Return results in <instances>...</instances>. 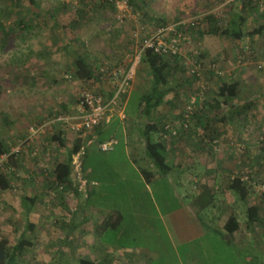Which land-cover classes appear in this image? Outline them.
<instances>
[{
	"label": "rangeland",
	"instance_id": "1",
	"mask_svg": "<svg viewBox=\"0 0 264 264\" xmlns=\"http://www.w3.org/2000/svg\"><path fill=\"white\" fill-rule=\"evenodd\" d=\"M34 1L36 5L29 0H0V21L3 20L8 30H0V158L11 155L15 156L16 162L14 171L9 170L6 175L9 187L0 188V239L6 238L10 248L18 242L27 221L19 203L24 197L37 195L42 202L39 217L45 221L38 219L36 230L27 233L34 246L18 258L19 264H48L59 249H63L64 259L71 264L81 258L100 261L98 258L109 257L116 258L113 262L107 260L109 264H127L126 259L133 264H187L189 254H210L214 245L220 246L218 255L220 260H225L227 246L212 228L211 221L215 207L216 215L225 212L224 202L218 199V203L214 199L213 207L210 206L211 201L205 199L208 198L206 187L200 180L196 183L191 178L202 176L205 167H174L175 171L164 175L155 166L147 165L146 158L144 162L129 154L127 146L132 147V143L140 150L144 148L142 139H132L139 136L133 128L142 126L144 129L149 122L142 113L134 124L133 117L128 116L138 111L139 101L153 83L149 66L142 61L138 65L141 42L165 28H172V34H181L187 39L182 42L179 58L172 62L169 72L168 86L172 88L170 98L172 96L174 104L171 109H161L155 120L158 126L183 123L181 114L189 106H195L190 88L198 87L199 93L206 97L218 96V74L208 65L218 64L221 70L220 58H223L224 46H230L227 44L230 39L200 33L208 28L206 19L209 16L216 19L220 28H225L236 14L246 18L245 32L255 29L258 25L253 19L249 0H141L145 5L141 9L131 5L123 21L118 20V10L104 4L103 0ZM157 19H163L165 24ZM18 20L24 25L17 26ZM245 47L242 46L244 50L232 63L252 67L249 69L252 73L259 72L246 58L248 51H254V46L248 44V48ZM211 51L218 55L212 56ZM195 52L204 56L199 76L190 71V57ZM77 54L94 63L98 80L76 78ZM135 63L131 84L137 90L132 93L125 113L127 117L123 121L114 119L104 133L109 140H117L118 145L112 151L103 152L99 149L100 140L96 139L85 148L89 170L85 171L89 182L95 185L81 189L72 174L80 197L73 190L52 189L56 164L67 161L77 146H86L95 135V132L74 129L81 121L80 93L86 89L109 93L115 88L116 81L106 74L101 75L102 70L126 72ZM190 126L188 131L193 130V121ZM179 135L168 139L173 161L177 156L173 148L179 143ZM256 135L261 157L257 161L254 156L247 159L250 149L236 140H228L229 144L234 143L232 146L239 144L236 147L240 151L230 163L240 161L239 168L244 169L241 174L264 183V147L261 143L264 131ZM58 137L64 140V146L55 140ZM153 139L159 140V133H154ZM83 155L79 154L82 162ZM225 156L216 154L202 158H214L222 165ZM182 158L187 159V154ZM257 163L262 164L261 168L256 167ZM141 170L152 172L156 175L155 180L148 183ZM233 176L236 175L220 178L221 187H227L228 178L232 181ZM252 189L260 201L257 204L264 206L261 194L256 188ZM202 191L205 197L201 201L198 198L199 211H196L192 208L193 199L196 192ZM262 210L264 213V207ZM116 211L123 215V225L117 232L108 231L96 236V225ZM84 217L85 233L71 229L73 234L66 240L67 230L61 223L70 219L76 224ZM63 240L67 241L66 245L62 244Z\"/></svg>",
	"mask_w": 264,
	"mask_h": 264
},
{
	"label": "crops",
	"instance_id": "2",
	"mask_svg": "<svg viewBox=\"0 0 264 264\" xmlns=\"http://www.w3.org/2000/svg\"><path fill=\"white\" fill-rule=\"evenodd\" d=\"M262 12L263 11H261L259 8H255L252 11L253 19L256 25H258L256 28H258L264 22V18L261 14ZM248 15L250 16L251 13H249ZM227 39H230L231 41L227 42V44L230 43V46H224V54H222L223 58H220L222 62V68L221 70L219 69L221 71V74L216 76V81H220L219 87L223 83H238L240 93L236 98L228 100L224 97H221L220 95L206 97L204 93H199L198 87L194 89L190 88L191 94L192 96H194V101L192 103H194V107L197 113L196 118L193 120L195 126L192 131H182L180 133L178 137L179 143H177L174 146L175 148H173V151H175L174 154H177V156L174 158L173 164L176 169L182 167L195 169L196 166L205 167V172L203 173L204 175L201 174L202 176L198 178L197 176H191V178H194V181L196 183L200 180L201 184L206 187L207 193L205 192V195L208 198L205 199H207L208 202L211 201L209 203L210 206L213 207L212 204L214 202V199H216L218 203H220L218 199H222L221 201L224 202V204H221L222 206L224 205L225 212L222 215H216L218 213L216 212L217 207H215L213 210L214 213L212 214L213 220L211 221H213L214 225V227L212 228L217 232V234L221 236V239L225 241L228 255L225 257V260H220V255H218L220 246L217 247L216 245H214L215 248H212V253L210 254L199 256L192 253L189 254L187 256V264H264V213L262 210L264 206L262 204H257L260 203L257 197V193H255L250 185H247V196L245 197V199H242L239 193L230 188L231 178H228L227 187H221L220 185V178H224V175L230 176L233 174L238 176L241 174V172L243 173L244 171V169L239 168L240 161L237 164L236 162L230 163L232 160L235 161L233 157L236 154H240V151L236 147L239 144H237L236 146H232V144L234 143L232 142L229 144L228 140H236L240 143L241 146H246L247 149H250V151H247V159H249L248 156H254L253 159L255 158V161H257L259 157L258 154L260 153V151L256 145V133L264 131V124H262L264 120V111L262 110L264 108V70L260 71V69L257 68L256 64L258 62L264 61V33L254 36L247 35L240 40H235L233 38ZM248 44L254 46L255 49L254 51H248V57L246 58L252 60L249 64L253 65L254 68L259 70V72L254 69L255 71L252 73L251 71H249V69H251L252 67H246V65L239 66L238 64H236L237 66H235V64L232 63L233 59L238 58L242 50H244V48L241 49L242 46L244 47L245 45V48H248ZM211 55L216 56L218 55V53L211 51ZM140 62L141 59L140 61H138V65L140 64ZM210 73L213 74L212 72ZM131 83H133V81ZM136 90L137 89L132 87L131 84V87L128 89V93L122 97L121 107L124 109V113H126V110L131 103L132 93L136 92ZM114 93L115 88L109 93H105L103 95L108 101L112 98ZM210 94L212 93L210 92ZM170 95L171 93L166 97L164 103L157 109L154 114H152L151 117L146 118L149 123H156L155 120L158 118L161 109L165 107L167 109H171V106L172 104H174V102L172 96L170 98ZM144 107L145 102L143 99H141L138 103V111L134 112V114H129V118L133 117V124L135 123L136 119H139L141 117V113ZM214 110L218 111V113L213 114L212 112ZM228 112H234L232 117H228ZM107 116V120L100 127L91 132V134L95 132V135L91 136V140L88 142V144H85L86 146L83 147L80 146V150L76 154L77 156H79V154L81 153L84 154L86 151L85 148L88 145H91L96 139L100 140L99 144L115 140H109L107 137H105L104 133L114 119H121L119 109L114 106L108 111ZM143 116L145 117L144 114ZM223 117L224 119H222ZM121 120L123 121V119ZM133 129L138 132L139 136L136 138H129H132L136 141H141L142 139L144 148L143 150H140L138 146L132 143V147L127 146L128 153L136 156L140 161L145 162L144 158H146L148 161L147 165L148 163L149 165H152L146 155L145 139L142 133L143 127L139 126L138 128L134 127ZM159 138V140L163 139L166 142L168 150L171 151V149L169 148L171 146L168 145L170 142V140L168 139H170L171 137H167L164 139L163 133L160 131ZM118 143L119 142L117 141V145ZM186 154L188 158H182V156ZM216 154L227 155L223 159L222 165L220 163H217V161L215 162L214 158H212V160H209L207 157L202 158V156H214ZM58 163L64 162L60 161ZM260 164L257 163L256 167L261 168L262 164ZM256 167L254 168L256 169ZM175 168L174 171L176 170ZM155 177L156 175H154L153 180H155ZM8 185H10L9 181ZM42 185L44 186V183ZM220 190H222V193ZM34 197H37V201L28 217L25 213V197L22 198L21 203H19L18 201L20 206L22 205V212L27 219L22 233L24 232L28 221L34 224L35 231L37 227L36 221L38 219H42L41 217H39L40 213L38 212L39 210H41L40 206L42 205V202L39 200V196L34 195L31 198ZM203 197H205L203 196V191L196 192V197L193 199L194 203L192 206V208L196 211H199V207L197 206V203L199 202L198 198H200L201 201ZM253 208H255L256 210L254 211ZM232 217L236 219L238 229L229 238H227L223 227L226 222ZM82 219L85 220V217L79 218L76 224L70 219L68 220V222L65 221L61 223V227H65L67 230V236L65 238L66 240H68L71 237V234H73L71 229L77 228L79 233H85L84 226L86 223ZM42 221L44 222L45 220L42 219ZM66 240H63V242H65L64 245H66L67 243ZM107 254V257H109V253ZM98 259H100V261H105V264H109L108 261L113 262L116 258L109 257ZM126 261L127 264H133L127 259Z\"/></svg>",
	"mask_w": 264,
	"mask_h": 264
},
{
	"label": "trees",
	"instance_id": "3",
	"mask_svg": "<svg viewBox=\"0 0 264 264\" xmlns=\"http://www.w3.org/2000/svg\"><path fill=\"white\" fill-rule=\"evenodd\" d=\"M32 4H35L34 0H29ZM130 5H135L139 9H141L145 4L141 0H128ZM103 3L108 6H113L112 3L104 1ZM251 4V9L254 10L258 8L257 3L258 0H249ZM36 5V4H35ZM5 13V12H4ZM19 13V12H16ZM264 18V11L261 13ZM19 21V22H18ZM16 22L17 26L24 25V22L18 20ZM157 22L165 21L163 19H157ZM208 28L205 32H201L200 34L205 35H214V36H223L226 38H233L235 40H240L244 37L254 36L264 33V22L256 29L249 31L248 33L244 31V25L246 23V18L241 14H236L232 16L229 24L225 28H220L217 25V21L213 16H209L207 19ZM15 24V25H16ZM29 29V28H27ZM0 30L3 32H8L7 27L4 25V22L0 21ZM204 56L199 57L200 59ZM179 58L178 56H163L160 54L155 53L153 50L149 49L146 50L141 58V61L149 66L152 75V87L149 92L143 95V100L145 102V107L143 108L142 114L146 117H151L157 109L164 103L166 97L172 92V88L169 87V72L171 69L172 62H176ZM204 66V65H203ZM75 68V76L76 78L86 81L97 79L98 77L95 74V66L94 63L91 62L87 57L77 54L76 60L74 63ZM106 75L107 73L104 72ZM101 73V75H104ZM240 93V88L238 83H223L219 87V95L226 99H234ZM246 109V108H245ZM234 112H228V117H232ZM183 119L181 122H185L187 119L185 118L186 111L181 114ZM196 110H194L190 120L193 121L196 118ZM224 119V117L222 118ZM163 133L164 135L168 132L165 130V126L162 125L161 127L158 124L149 123L143 129V136L145 139V149L146 155L150 160L151 164L156 167L162 174L168 175L173 172L174 164L168 150V146L166 142L162 140H154L153 134L154 133ZM264 138V137H263ZM165 139V138H164ZM59 142L61 146H64V140L61 138H55ZM264 147V141L261 142ZM80 150V147L77 146L72 155L68 158V160L64 163H57L53 175L54 180L52 182L51 188L54 190H63L66 191H74L77 197L81 196V192L77 187H75V182L73 181L72 174H73V166H72V156L73 154H77ZM1 156V155H0ZM86 151L83 155V169L88 170L86 164ZM15 156H11L10 158V165L12 167L15 166ZM86 172V171H85ZM143 176L146 178V181L152 182L154 179V174L147 170L142 172ZM7 173H2L0 175V188L5 190L9 187L8 185V178L6 177ZM247 185L241 182L239 179H234L231 181L230 188L240 194L242 199H245L247 196ZM91 193V192H90ZM91 195V194H89ZM37 201V197H25L24 198V205H25V213L28 217L32 211L33 206ZM252 210V209H251ZM255 211L256 209L253 208ZM258 219V218H257ZM124 217L123 215L116 211L111 213L108 217H106L98 226L95 227V235L101 236L102 233L113 231L117 232L118 229L123 225ZM258 221V220H257ZM264 223V221H263ZM224 230L226 233V237L229 238L237 229L238 224L235 218H230L226 224L224 225ZM35 226L31 222H27L24 232L21 234L18 242L12 247H9V241L6 238L0 239V264H19L18 258L28 249L34 246L33 242L27 238L28 232H33ZM65 242H62L64 244ZM62 248V247H61ZM48 264H71L70 262L64 259V252L63 249H59V252L56 256L52 259L51 262ZM76 264H105V261L96 262L94 260H90L87 258H81Z\"/></svg>",
	"mask_w": 264,
	"mask_h": 264
},
{
	"label": "built area",
	"instance_id": "4",
	"mask_svg": "<svg viewBox=\"0 0 264 264\" xmlns=\"http://www.w3.org/2000/svg\"><path fill=\"white\" fill-rule=\"evenodd\" d=\"M113 4V6L118 10V20L123 21L126 17V14L130 12L131 5L128 0H104ZM258 8L261 11H264V0H258ZM172 28H165L158 30L153 35H149L143 38L139 50L138 61L142 58L146 50H153L155 53L163 56H179L181 53V44L187 38L181 34H172ZM200 53L195 52L190 57V71L193 75H200L201 69L203 68L202 60L199 58ZM252 60L247 58V62L250 63ZM242 62V61H241ZM257 68L264 70V61L258 62ZM135 66H132L128 71L122 72L120 69L113 70H102L106 72L107 75L114 81H116L115 93L110 100H106L105 96L101 93H94L91 90H83L78 98V111L80 114V123L75 126L76 131H84L91 133L96 128L100 127L108 118V111L114 106L119 109L121 119H125L126 115L124 109L121 107L122 97L128 93L131 82L135 75ZM210 70L215 71L218 75L221 74V71L218 68V64L210 63L208 65ZM105 74V73H104ZM195 108L189 106L186 111L185 122L179 126L168 123L165 126V130L168 132L164 135V138L167 137H176L182 131H188L190 129V117L192 116ZM261 141H264V138H261ZM117 145L116 140H111L109 142L101 143L99 149L103 152H109L114 149ZM10 156L4 155L0 158V172L9 173L14 171V167L10 165ZM72 166L73 174L76 177V180L79 183L81 189L92 188L95 183L89 182L88 174L83 169V162L79 160V156H72ZM239 179L241 182L251 185L256 188L257 191L261 194L264 199V183L258 181L256 178L250 175L240 174L238 176H233L232 180Z\"/></svg>",
	"mask_w": 264,
	"mask_h": 264
}]
</instances>
